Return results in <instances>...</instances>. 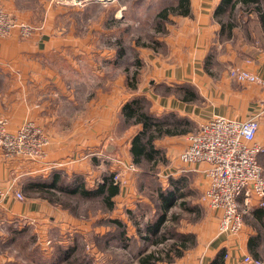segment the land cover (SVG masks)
Instances as JSON below:
<instances>
[{"label": "crops", "instance_id": "crops-1", "mask_svg": "<svg viewBox=\"0 0 264 264\" xmlns=\"http://www.w3.org/2000/svg\"><path fill=\"white\" fill-rule=\"evenodd\" d=\"M27 1L29 6L24 5L25 0H3L8 12L42 29L26 39L16 35L0 39V120L14 132L31 119L50 141L46 161L64 164L55 172L70 179L81 176L87 188L97 177L124 176L126 183L113 201L130 196L137 176L126 171L132 163L131 138L141 128L139 124L125 123L121 116L123 105L130 99L141 96L151 114L172 112L189 119L195 127L219 116L246 120L264 106V33L258 23L257 39L253 32L243 35L237 27L231 37L221 36L220 24L214 18L220 0H189L188 16L169 17H175V26L168 28L161 39L159 52L130 42L128 47L106 48L103 15L94 19L95 31H76L71 26L90 20L68 19L67 12H62L61 18L52 5L44 9L43 0ZM88 5L81 6L82 12ZM119 13L116 11L111 20L118 23ZM62 19L69 32H59ZM136 60L141 65L132 90L126 77ZM234 66L254 72L263 83L231 80L227 70ZM186 87L192 96L186 93ZM259 119L256 142L264 146V113ZM186 135L164 138L173 145L168 152H173L176 159L175 172L192 174L202 192L206 186L203 166H185L178 159L187 147ZM179 144L182 146L177 148ZM259 161L264 167V155ZM42 167V161L7 159L0 150V179L4 186L14 181L15 191L21 192V182L26 178H46L48 172ZM258 209L260 221L254 215ZM244 217L243 229L237 237H231L218 234L220 217L210 211L204 228L192 233L194 245L177 264H209L221 251L224 264H244V256L252 257L248 241L258 233L261 238L256 252L258 259H264V209L254 206ZM79 223L60 206L38 196L19 201L11 194L0 206V264L10 263L5 249L14 237L20 236L23 227L34 238L59 240L60 246L65 244L62 236L69 227H78L76 231L80 233L83 226Z\"/></svg>", "mask_w": 264, "mask_h": 264}, {"label": "rangeland", "instance_id": "rangeland-1", "mask_svg": "<svg viewBox=\"0 0 264 264\" xmlns=\"http://www.w3.org/2000/svg\"><path fill=\"white\" fill-rule=\"evenodd\" d=\"M43 1L44 9L47 7V4L52 5L53 11L58 12L61 18L62 12H67L66 17H68V19L70 17L71 19L75 17L81 18L83 21H85L84 19L86 18L90 20L89 22L86 20L81 26H71V28L76 31L80 29L88 32L91 30L95 31L97 26L95 25L94 19H98V17L103 15L102 28L104 29L105 35L103 44L106 48H112V46L119 47V45L128 47L130 43H134L139 48H149L151 50L158 49L155 50L156 52L161 51V39L166 37L168 28L175 26V17H173V19L168 18L167 22L163 23L164 31L161 30L162 32H157L155 30L156 17L164 9L176 6L178 2V0H111L102 3H98L97 0ZM25 2L26 4L24 5L29 6V1L25 0ZM260 3L264 8V0H260ZM86 4L89 5L86 7L85 11L82 12L81 6ZM91 4H96L99 7H94L95 5ZM0 6L3 13H6L17 26L23 24L31 28V33H33L29 37L42 29L41 27L36 28L32 26L23 17L19 18L8 12L4 8L3 0H0ZM118 10H120L119 21L116 23L111 20V18ZM57 16L56 18L58 19L59 16ZM168 17L172 16L169 15ZM231 20L236 24L240 33L248 35L249 31H251L256 38L258 21L256 20L255 14H247L245 10L236 8L233 11ZM65 21V19H62V25L58 28L60 33H63V30L69 32L68 30L70 28L67 27V22ZM19 32L20 29L16 28L11 35H5V37H0V39H6L12 35H16L20 39L29 38L20 37L18 35ZM256 39L255 41H257ZM108 43H110V45ZM90 44L93 43L90 42ZM95 46L96 44H94L93 47ZM140 65L139 63L137 68V65L133 63L131 71L129 70V73L127 72L126 84L128 86L132 83V81L129 83L128 77L131 78L134 74L139 76V71L137 73V69L140 68ZM164 114L166 113L159 116H163ZM29 121L36 125L31 119L25 120L24 123ZM195 129L196 127L194 126L190 132H193ZM15 131H17V129ZM47 140L49 141L48 137ZM156 142L155 144L161 148L162 153L165 155V162L158 164L151 172L146 171V167L141 166L138 168L133 163L128 164L126 166V171L137 175L135 176L136 181L132 186L133 191L124 201L122 199L114 200L113 211H107L97 199L84 200L78 196L69 197L62 193H59V195L56 194L55 198H51L53 205L60 206L67 212L68 216L75 221L81 222L79 225L83 227L80 233L76 231L78 227L74 228L75 226H73L72 229L69 227L68 232L62 236L63 242L66 245L63 244L59 246L57 245L59 244V240L55 242L54 239H45L43 241L34 238L30 233H26L27 228L23 227L19 232L20 236L14 237V241H11L12 243H9L10 246L5 249L10 258L9 264H137L138 258L144 253L162 246V243H159L158 246L155 245L157 237L152 236L147 238V234L145 233L146 229H144V227L148 222L156 223L160 215L161 208L157 199V192L159 190H168L172 179L179 178V176H183L182 178L185 180L186 188L183 190L185 197H183L182 200L176 198V202L179 204L180 201H182L185 203V206L178 208L177 205H175L169 214H167L168 221L165 226H167L168 231H166L165 235L170 238V234L172 233L188 235L190 233H198V231L203 229L205 225L204 221L212 210L200 202L202 192H200L199 187L196 185L194 176L181 172L176 173L175 168L178 167L177 162L175 164L176 159L174 160L175 157L172 155L173 152H168L173 145H170L164 137L156 140ZM181 146L182 145L179 144L177 148ZM177 151L176 154L178 155L179 152L177 153ZM21 160L24 161L23 159ZM41 161L43 163L41 169L43 170V168L46 167L44 171L48 172L47 178L60 173L55 172L57 171L55 169L64 165L61 163L55 164L48 162L46 158ZM41 161L37 160L39 163ZM131 166L133 168L129 169ZM60 174L66 179V182L75 179V177H81L75 176L70 179L62 173ZM115 175L120 174H109L105 178L109 177L112 180ZM123 178L124 176L120 177V180L117 182L116 186L119 189L126 183V178ZM82 179L84 181V178ZM30 180L31 179L26 178L21 182L20 191L23 195V200L26 199V197L38 196L30 193V191L23 190V188L30 183ZM103 181V178L97 177V181L93 182L92 180L91 183H93V186H96L103 183ZM127 205L128 208H126ZM120 216H123V218ZM113 221H120L122 226H118ZM161 232L162 231L159 233ZM168 238H166L167 244H170ZM187 252L188 251L184 254ZM177 260H179V258L175 259L172 264H177Z\"/></svg>", "mask_w": 264, "mask_h": 264}, {"label": "built area", "instance_id": "built-area-1", "mask_svg": "<svg viewBox=\"0 0 264 264\" xmlns=\"http://www.w3.org/2000/svg\"><path fill=\"white\" fill-rule=\"evenodd\" d=\"M106 1L111 0H97L98 3ZM12 21L0 6V37L11 35L16 28L20 29V37H29L33 33L26 25L17 26ZM227 71L233 81L256 85L263 83L252 71L235 66ZM262 113L264 106L246 120L213 117L187 133V147L179 153L182 165L203 166L201 172L206 186L200 202L219 215L217 232L220 235L237 237L243 229L244 216L250 209L254 206L264 209V167L259 161L264 155V146L256 142ZM49 144L43 129L30 121L14 132L7 130L5 121H0V150L7 159L41 161L46 158ZM120 177L115 175L112 183L117 185ZM13 193L17 200H23L21 192L14 190L13 181L4 186L0 179V206ZM243 263L264 264V259L254 260L246 255Z\"/></svg>", "mask_w": 264, "mask_h": 264}, {"label": "trees", "instance_id": "trees-1", "mask_svg": "<svg viewBox=\"0 0 264 264\" xmlns=\"http://www.w3.org/2000/svg\"><path fill=\"white\" fill-rule=\"evenodd\" d=\"M217 6L214 18L220 24L221 36L225 38L232 36V31L236 27V24L231 18L236 8L245 10L247 14H255L260 29L264 33V8L260 0H220ZM189 14V0H178L176 6L164 9L157 15L155 30L157 32L164 31L163 23L167 22L169 15L184 17ZM139 63L136 60L135 64L137 68ZM128 80L129 83L132 81L128 87L134 90L137 83V74H134L131 78L128 77ZM186 93L192 96L189 88H187ZM148 107L145 99L138 96L137 98L130 99L123 105L121 116L127 124L140 125L141 128L138 133L131 138L129 153L132 163L136 167L143 166L146 167V171L151 172L158 164L165 162V155L159 147H156L155 140L162 137L184 136L190 132L194 124L189 119L179 117L172 112L166 113L163 116L153 115L148 111ZM169 186L168 190H159L157 192V199L161 208L158 220L156 223L148 222L144 227L147 238L152 236L157 237L155 245L158 246L159 243H162V246L144 253L138 258L137 264H172L175 259L181 258L195 243V235L191 233L188 235L172 233L170 234V238L165 235L166 231H168L167 226H165L168 221L167 214H169L175 205L178 208L185 206V203L182 201L179 204L176 202V198L182 200L185 197L183 191L186 188L185 180L183 178L172 179ZM23 190L30 191V193L38 195L39 198L45 199L49 203H53L51 198H55V195H59V193L69 197L78 196L84 200L97 199L107 211L114 209L113 198L120 192V189L112 183L109 177L105 178L103 183L87 188L81 177H75V179L66 182V179L60 173L48 178L39 176L31 178L30 183ZM259 210L253 213L260 221L262 216ZM113 222L118 226H122L120 221ZM262 227L264 228V225ZM160 231L162 232L159 233ZM166 238L170 240V244H167ZM260 238L261 234L258 233L248 241V249L254 260L259 258L256 247ZM223 255L224 253L221 251L209 264H224Z\"/></svg>", "mask_w": 264, "mask_h": 264}]
</instances>
